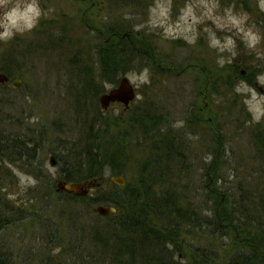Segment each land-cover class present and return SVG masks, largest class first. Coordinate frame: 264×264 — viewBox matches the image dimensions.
Here are the masks:
<instances>
[{"label": "rangeland", "instance_id": "rangeland-1", "mask_svg": "<svg viewBox=\"0 0 264 264\" xmlns=\"http://www.w3.org/2000/svg\"><path fill=\"white\" fill-rule=\"evenodd\" d=\"M40 6L54 11L31 32L0 41V70L20 82L17 89L9 84L0 90V133L11 139L10 153L19 150L21 158L34 153V162L0 154V200L16 208V215L26 214L0 232V246L11 263L54 259L73 264L68 253L79 250L87 264H102L90 257L93 251L101 257L93 232H104L108 222L103 219L119 212L101 217L93 210L113 208L103 202L138 180L167 194L171 178L156 173L153 162L163 138L173 141L182 157L173 175L180 170L184 177L172 175L171 183L180 182L175 197L183 207L200 209L206 199L202 171L211 163L221 168L222 193L241 188L250 200L264 197V155L256 145V132L264 131V82L257 79L264 74L259 0H40ZM109 25L131 28L153 52L151 62L134 58L122 77L135 94L125 110L117 103L103 111L99 104V97L119 82L113 86L97 77V34ZM145 71L149 82L140 83ZM106 127L124 135L113 162L103 157L107 146L109 154L113 151L111 132L101 142L96 134ZM86 136L97 149L87 160L80 156ZM74 165L81 171L79 183H96L94 191L78 200L55 191L61 169ZM119 177L123 186L110 182ZM159 223L163 227L166 221L162 217ZM178 231L185 242L179 247L185 258L175 254L179 262L192 259L186 246L206 250L211 243L202 230L181 225ZM226 243H213L220 258L230 250Z\"/></svg>", "mask_w": 264, "mask_h": 264}, {"label": "trees", "instance_id": "trees-1", "mask_svg": "<svg viewBox=\"0 0 264 264\" xmlns=\"http://www.w3.org/2000/svg\"><path fill=\"white\" fill-rule=\"evenodd\" d=\"M136 37L131 28L124 26L109 25L106 31L100 30L98 32L97 40L99 44L96 55L99 66L97 76L99 80L115 86L119 78L130 71V68L128 70L127 68L134 58H139L141 61L143 59L146 62L152 61L153 52L144 45V40L140 41ZM2 88L4 87L0 86V90ZM101 124L102 129L104 122ZM101 129L96 133L99 138L98 142H101L102 137L106 136L104 134L110 131V128ZM152 131L151 129L149 133L151 134ZM110 132L108 136L109 142H111L109 149L111 148L113 151L109 154L107 146L103 157H108L109 161L113 162L115 150L120 149L118 142L122 145L123 139L121 136L124 137V135L120 136L118 130L114 133ZM256 133L259 134L257 148L264 155V131L260 130ZM144 135L146 140L150 139V137H146V134ZM3 136L0 133V154L6 153L8 156L19 157V150L16 153H10L11 150L8 149L7 145H10L11 139L9 140L8 137L4 138ZM213 137H216V141H218L217 133ZM164 139L160 140L163 143L162 148L159 150L161 152L155 153L153 148L149 152V156L152 158L153 154H156V158L153 159V162H156L155 172L162 171L164 179H167L166 175L172 179L174 177L173 171L177 168L176 162L182 157L177 150L178 148H174L173 141L169 143ZM81 141H83V149H81L80 156L87 160L90 158L92 151L94 150L95 153L97 149H95V146H90L87 136L81 138ZM18 143H21V141ZM30 150L33 151V148L30 147ZM33 157L34 153L32 155L25 153L22 158L19 157L16 161L29 159L34 162ZM162 161L166 164L170 162L172 164L163 166L162 163L159 164ZM76 167L78 166L74 165L72 170L71 167L68 170L67 166L62 168V180L79 183L82 176L81 171L75 170ZM85 168L87 170L92 169V166L88 165ZM220 169L218 170V164L211 163L205 166L202 171V177L205 180L202 189L205 191L206 199L200 205L201 210L196 208V211L192 208L188 209L186 206L183 207L181 201L175 197V191H177L180 182L176 181L175 183L178 184L174 186L170 179L167 185V194L164 192L165 189L162 190L161 188V191L157 193L152 189V185L144 184L139 180L127 183L121 189V192L115 193L114 196L103 202L115 208L119 213L103 219L108 222L104 232H93V244L95 246L101 244L102 247L101 257L99 258L94 251L90 254V257L93 261L98 257V261L100 260L102 264H264V197L257 199V201L250 200L246 191L241 188L235 190L225 188L222 193V187L219 185L221 177H218ZM117 171L121 172L119 169ZM122 172H124V169H122ZM92 173L88 172L90 177L97 175V173ZM178 174L174 177L175 179L184 177L180 170H178ZM83 175H87V172H83ZM161 183L166 182L163 180ZM157 194L159 195L157 196ZM59 195H64L72 200L79 199L65 194ZM17 211L16 208H12L0 200V232L5 227L17 223L20 217L22 219L26 215L22 211L16 215ZM162 217L166 223L163 224V227H160L159 219ZM181 225L202 230V233L211 241L207 244L206 250L186 246L190 258H192L190 262L175 260V254L177 257L181 256L179 247L185 244L182 240L180 241V231L178 230ZM216 240H227L226 247L230 248L229 251L226 250L221 258L215 247L216 245H213ZM82 253L83 251L79 250L68 253L71 258L74 257L73 264L88 263V261H83L85 257ZM181 257L183 258L184 255ZM76 259H80V261L78 262ZM219 259L220 263L218 262ZM0 264H13L11 263V257L1 246ZM44 264L58 263L54 259H46Z\"/></svg>", "mask_w": 264, "mask_h": 264}, {"label": "clouds", "instance_id": "clouds-1", "mask_svg": "<svg viewBox=\"0 0 264 264\" xmlns=\"http://www.w3.org/2000/svg\"><path fill=\"white\" fill-rule=\"evenodd\" d=\"M259 5L264 9V0H259ZM53 11L54 8H41L40 0H0V41L8 42L17 34L31 32L39 25L42 17L49 16ZM218 63L222 66L223 58L219 59ZM257 79L264 82V74L259 75ZM148 82L145 71L140 83Z\"/></svg>", "mask_w": 264, "mask_h": 264}, {"label": "water", "instance_id": "water-1", "mask_svg": "<svg viewBox=\"0 0 264 264\" xmlns=\"http://www.w3.org/2000/svg\"><path fill=\"white\" fill-rule=\"evenodd\" d=\"M7 81V78L0 74V83ZM20 86V82L16 81L14 87ZM135 99L133 87L129 83L127 78H121L116 88L111 89L107 94H103L99 97V104L103 111H106L112 104H121L124 109H128L130 103ZM51 166H55L56 161L54 158H50ZM111 183L119 186L124 185L123 178H112ZM57 193H65L75 197H84L89 191H94L92 188L96 186L95 181H89L84 183H70L58 180L56 182ZM94 214L101 217H108L114 214L116 211L113 208H104L97 206L93 210Z\"/></svg>", "mask_w": 264, "mask_h": 264}, {"label": "flooded vegetation", "instance_id": "flooded-vegetation-1", "mask_svg": "<svg viewBox=\"0 0 264 264\" xmlns=\"http://www.w3.org/2000/svg\"><path fill=\"white\" fill-rule=\"evenodd\" d=\"M0 74H3L7 78V81H5L3 83H0L1 87H6V86H8L10 84L13 89H17L18 88V87H14V84H15V82L17 80L11 81L12 77L9 74H7L6 71L0 70Z\"/></svg>", "mask_w": 264, "mask_h": 264}, {"label": "bare ground", "instance_id": "bare-ground-1", "mask_svg": "<svg viewBox=\"0 0 264 264\" xmlns=\"http://www.w3.org/2000/svg\"><path fill=\"white\" fill-rule=\"evenodd\" d=\"M125 110V109H124ZM66 195H68V194H66ZM69 196H72V195H69Z\"/></svg>", "mask_w": 264, "mask_h": 264}]
</instances>
